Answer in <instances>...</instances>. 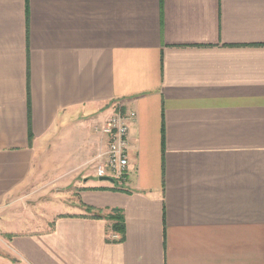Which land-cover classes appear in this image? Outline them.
I'll return each instance as SVG.
<instances>
[{"label":"crops","instance_id":"crops-1","mask_svg":"<svg viewBox=\"0 0 264 264\" xmlns=\"http://www.w3.org/2000/svg\"><path fill=\"white\" fill-rule=\"evenodd\" d=\"M115 102L126 182L77 181ZM61 166L74 203L9 219ZM1 222L0 264H264V0H0Z\"/></svg>","mask_w":264,"mask_h":264},{"label":"rangeland","instance_id":"rangeland-1","mask_svg":"<svg viewBox=\"0 0 264 264\" xmlns=\"http://www.w3.org/2000/svg\"><path fill=\"white\" fill-rule=\"evenodd\" d=\"M97 152L81 159L83 161L78 164L75 171L77 181L82 180L84 177H93L96 180L100 179L95 175V157ZM62 166L55 170L46 169L44 177H40L18 196L8 200L5 207L7 210H14L11 211L14 217L9 219L13 220V222L19 221L17 225H21L22 221L26 222L30 226H33L31 228L39 226L43 221L44 227L47 228L56 213L66 211V205L74 203V198H77V194L70 192V187L74 184L69 185L68 183L72 180L74 170H63L61 169ZM3 228L5 227L4 224L2 226L1 222L0 240H3L5 232ZM24 228L28 227L24 226Z\"/></svg>","mask_w":264,"mask_h":264},{"label":"built area","instance_id":"built-area-1","mask_svg":"<svg viewBox=\"0 0 264 264\" xmlns=\"http://www.w3.org/2000/svg\"><path fill=\"white\" fill-rule=\"evenodd\" d=\"M112 113L95 129L106 137L98 150L95 161V175L99 178L110 177L115 183H125L129 170L130 128L136 118L134 110H125L115 102ZM118 235H113L116 238Z\"/></svg>","mask_w":264,"mask_h":264},{"label":"trees","instance_id":"trees-1","mask_svg":"<svg viewBox=\"0 0 264 264\" xmlns=\"http://www.w3.org/2000/svg\"><path fill=\"white\" fill-rule=\"evenodd\" d=\"M93 216H97V217L105 216V218L109 219L112 222L111 230L119 233L121 235V240L124 239L125 237V218H124L122 209L113 208L107 214H101V212H99V213H95Z\"/></svg>","mask_w":264,"mask_h":264},{"label":"water","instance_id":"water-1","mask_svg":"<svg viewBox=\"0 0 264 264\" xmlns=\"http://www.w3.org/2000/svg\"><path fill=\"white\" fill-rule=\"evenodd\" d=\"M101 180H105V181H111L114 182V179L110 178V177H101Z\"/></svg>","mask_w":264,"mask_h":264}]
</instances>
